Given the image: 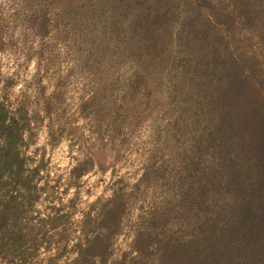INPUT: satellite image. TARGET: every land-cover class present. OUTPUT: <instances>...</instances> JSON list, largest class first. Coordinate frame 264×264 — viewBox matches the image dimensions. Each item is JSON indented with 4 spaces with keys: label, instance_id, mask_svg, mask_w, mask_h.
<instances>
[{
    "label": "rangeland",
    "instance_id": "rangeland-1",
    "mask_svg": "<svg viewBox=\"0 0 264 264\" xmlns=\"http://www.w3.org/2000/svg\"><path fill=\"white\" fill-rule=\"evenodd\" d=\"M83 15L53 0H0V103L28 118L31 247L17 260L75 264L113 209L93 264H155L161 241L202 223L201 180L217 161L199 151L203 125L177 92L157 107L122 46L101 42V24Z\"/></svg>",
    "mask_w": 264,
    "mask_h": 264
},
{
    "label": "trees",
    "instance_id": "trees-1",
    "mask_svg": "<svg viewBox=\"0 0 264 264\" xmlns=\"http://www.w3.org/2000/svg\"><path fill=\"white\" fill-rule=\"evenodd\" d=\"M53 1L101 24L100 41L122 46L157 107L168 90L177 92L203 125L199 151L217 161L201 180L202 223L188 226V238L161 241L155 264H264V0ZM242 31L248 36L241 38ZM249 34L255 50H248ZM27 119L0 103V261L5 264H25L17 258L31 247L22 225L24 198L32 195L24 153ZM114 214L102 211L97 233L75 264L94 263L91 258L103 251L101 230ZM136 241L139 249L144 242Z\"/></svg>",
    "mask_w": 264,
    "mask_h": 264
}]
</instances>
